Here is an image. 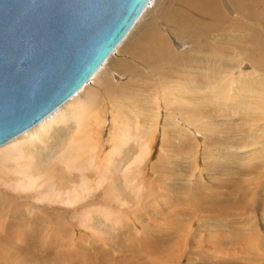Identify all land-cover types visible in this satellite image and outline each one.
<instances>
[{"label":"bare ground","instance_id":"bare-ground-1","mask_svg":"<svg viewBox=\"0 0 264 264\" xmlns=\"http://www.w3.org/2000/svg\"><path fill=\"white\" fill-rule=\"evenodd\" d=\"M154 2L147 1L87 82L37 123L0 144V251L19 248L12 242L20 234L11 232H31L29 220L19 218L33 216L39 207L44 217L48 209L53 218L86 222L94 232L113 228L112 205L129 206L131 189L143 186L151 152V128L146 133L133 122L146 123L149 111L155 110L150 118L155 131L161 119L167 123L164 108L174 112L169 127L172 120L183 121L177 115L188 121L201 117L199 102L207 109L213 91L235 88L229 74L247 75L245 64L229 62L230 50L247 59L256 74L264 73V0ZM123 78L126 82L118 85ZM143 89L154 91V109L145 102ZM107 124L111 148L95 162ZM88 165L99 177L69 175ZM101 187L106 192H99ZM6 203L12 204L10 219ZM65 207L73 208L66 212Z\"/></svg>","mask_w":264,"mask_h":264},{"label":"rangeland","instance_id":"rangeland-1","mask_svg":"<svg viewBox=\"0 0 264 264\" xmlns=\"http://www.w3.org/2000/svg\"><path fill=\"white\" fill-rule=\"evenodd\" d=\"M229 62L245 64L247 75L229 74L235 88L213 91L207 109L199 102L201 117L188 121L176 114L183 121L172 120L169 127L174 112L164 108L167 123L161 119L155 131L150 120L155 110L149 122H133L146 133L151 128V152L143 186L131 189L129 206L111 204L113 228L94 232L86 222L55 220L48 209L44 217L39 207L33 216L19 218L29 220L25 225L32 231L11 232L20 234L18 242L9 240L19 248L0 251V264H264V73L256 74L232 50ZM145 91L154 109V91ZM108 134L107 124L95 162L111 148ZM69 175L99 177L90 165ZM10 204L4 206L8 219Z\"/></svg>","mask_w":264,"mask_h":264},{"label":"water","instance_id":"water-1","mask_svg":"<svg viewBox=\"0 0 264 264\" xmlns=\"http://www.w3.org/2000/svg\"><path fill=\"white\" fill-rule=\"evenodd\" d=\"M148 0H0V144L53 111Z\"/></svg>","mask_w":264,"mask_h":264}]
</instances>
